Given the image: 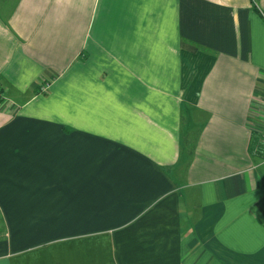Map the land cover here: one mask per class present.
Masks as SVG:
<instances>
[{
    "label": "crops",
    "instance_id": "0c3cea01",
    "mask_svg": "<svg viewBox=\"0 0 264 264\" xmlns=\"http://www.w3.org/2000/svg\"><path fill=\"white\" fill-rule=\"evenodd\" d=\"M263 135L264 0H0V264H264Z\"/></svg>",
    "mask_w": 264,
    "mask_h": 264
},
{
    "label": "built area",
    "instance_id": "2783aa9c",
    "mask_svg": "<svg viewBox=\"0 0 264 264\" xmlns=\"http://www.w3.org/2000/svg\"><path fill=\"white\" fill-rule=\"evenodd\" d=\"M45 89H46V87H43V88H42V90H45ZM261 141H262L263 149H264V135L262 136Z\"/></svg>",
    "mask_w": 264,
    "mask_h": 264
},
{
    "label": "trees",
    "instance_id": "16d2710c",
    "mask_svg": "<svg viewBox=\"0 0 264 264\" xmlns=\"http://www.w3.org/2000/svg\"><path fill=\"white\" fill-rule=\"evenodd\" d=\"M3 222V219H2V216H1V212H0V225H1V223ZM2 233V229H1V227H0V234Z\"/></svg>",
    "mask_w": 264,
    "mask_h": 264
}]
</instances>
